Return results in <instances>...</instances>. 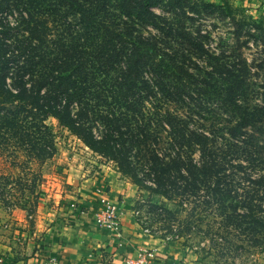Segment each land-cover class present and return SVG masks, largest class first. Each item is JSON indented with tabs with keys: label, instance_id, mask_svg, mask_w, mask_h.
Segmentation results:
<instances>
[{
	"label": "trees",
	"instance_id": "obj_1",
	"mask_svg": "<svg viewBox=\"0 0 264 264\" xmlns=\"http://www.w3.org/2000/svg\"><path fill=\"white\" fill-rule=\"evenodd\" d=\"M201 7L216 8L204 0H0V129L30 142L40 125L50 159L52 116L123 174L144 166L156 194L202 198L244 236L223 229L231 249L264 252V75L252 82L248 62L218 56L180 20ZM234 36L253 35L237 25ZM258 66L264 71V61Z\"/></svg>",
	"mask_w": 264,
	"mask_h": 264
},
{
	"label": "rangeland",
	"instance_id": "obj_2",
	"mask_svg": "<svg viewBox=\"0 0 264 264\" xmlns=\"http://www.w3.org/2000/svg\"><path fill=\"white\" fill-rule=\"evenodd\" d=\"M204 1L216 8L201 7L202 15L189 11L187 18L180 20L206 36L203 40L207 47L218 56L235 55L240 63L248 62L250 78L259 85L264 75L258 66L264 61V14H253L242 0ZM166 16L173 18L171 14ZM237 25H243L253 36H242L237 41ZM258 85L250 87L258 89ZM46 125L54 133L56 147L50 159L42 156L46 143L40 125L30 142L12 139L0 129V231L15 234L20 247L29 236L38 239L40 234L49 233L57 211L60 213L75 200L72 196L80 195L83 185L92 184L110 167L119 174L127 192L128 210L138 224L161 243H175L181 252V264H264V252L247 247L231 249L224 243L221 237L231 235L223 229L236 235V239L244 236L226 227L224 219L202 204V198L184 195L168 200L149 189L154 185L145 175L144 166H133L137 169L134 173L143 180L137 184L134 173L123 174L115 161L95 153L52 116ZM204 194L202 190L198 195ZM182 199H186L185 203Z\"/></svg>",
	"mask_w": 264,
	"mask_h": 264
},
{
	"label": "crops",
	"instance_id": "obj_3",
	"mask_svg": "<svg viewBox=\"0 0 264 264\" xmlns=\"http://www.w3.org/2000/svg\"><path fill=\"white\" fill-rule=\"evenodd\" d=\"M242 2L253 14H264V0ZM122 184L117 170L108 167L92 184L83 185L80 195L71 197L77 202L57 211L49 233L38 239L29 236L22 247L15 234L0 231V264H46L49 257L57 258L59 264H100L103 256L122 264L140 248L155 253L149 264H181L175 243H161L138 224L128 210ZM109 202L116 206V219L104 226L98 217Z\"/></svg>",
	"mask_w": 264,
	"mask_h": 264
},
{
	"label": "built area",
	"instance_id": "obj_4",
	"mask_svg": "<svg viewBox=\"0 0 264 264\" xmlns=\"http://www.w3.org/2000/svg\"><path fill=\"white\" fill-rule=\"evenodd\" d=\"M100 191V189L98 190ZM116 206L113 203H107L105 209L100 213L98 220L101 225L108 226L109 223L116 218ZM155 258V253L152 250H145L140 248L136 256L126 258L122 264H149L151 260ZM114 259L103 256L100 260V264H114ZM46 264H59L57 258L49 257Z\"/></svg>",
	"mask_w": 264,
	"mask_h": 264
}]
</instances>
